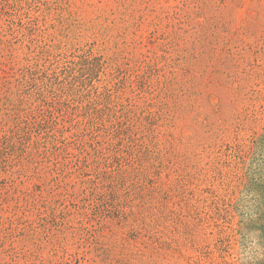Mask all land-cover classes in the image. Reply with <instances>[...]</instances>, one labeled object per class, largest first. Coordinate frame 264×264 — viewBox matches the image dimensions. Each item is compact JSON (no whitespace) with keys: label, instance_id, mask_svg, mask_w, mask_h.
I'll return each instance as SVG.
<instances>
[{"label":"rangeland","instance_id":"obj_1","mask_svg":"<svg viewBox=\"0 0 264 264\" xmlns=\"http://www.w3.org/2000/svg\"><path fill=\"white\" fill-rule=\"evenodd\" d=\"M263 127L264 0H0V264L244 263Z\"/></svg>","mask_w":264,"mask_h":264},{"label":"trees","instance_id":"obj_2","mask_svg":"<svg viewBox=\"0 0 264 264\" xmlns=\"http://www.w3.org/2000/svg\"><path fill=\"white\" fill-rule=\"evenodd\" d=\"M235 151L244 169L241 199L235 206L240 217V244L245 254L253 235L260 247L259 253L251 258L245 254L242 264H264V127L258 139L251 140L243 149L237 147Z\"/></svg>","mask_w":264,"mask_h":264}]
</instances>
